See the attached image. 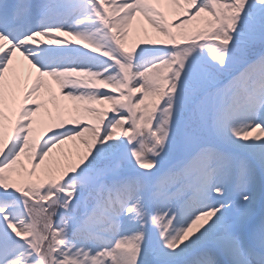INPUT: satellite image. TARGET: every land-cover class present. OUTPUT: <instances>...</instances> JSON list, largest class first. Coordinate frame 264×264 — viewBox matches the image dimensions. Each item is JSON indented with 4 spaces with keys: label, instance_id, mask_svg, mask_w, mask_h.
Instances as JSON below:
<instances>
[{
    "label": "snow or ice",
    "instance_id": "obj_1",
    "mask_svg": "<svg viewBox=\"0 0 264 264\" xmlns=\"http://www.w3.org/2000/svg\"><path fill=\"white\" fill-rule=\"evenodd\" d=\"M0 264H264V0H0Z\"/></svg>",
    "mask_w": 264,
    "mask_h": 264
},
{
    "label": "bare ground",
    "instance_id": "obj_2",
    "mask_svg": "<svg viewBox=\"0 0 264 264\" xmlns=\"http://www.w3.org/2000/svg\"><path fill=\"white\" fill-rule=\"evenodd\" d=\"M168 19L169 21H172L175 19V17L170 13L169 16H168ZM147 28V25L146 23L144 22H140L138 24L135 25V29H136V37L135 39H132L130 38L128 41H127V46L128 47H131L134 43H136L137 41L139 40H143V39H146L147 37H145L144 35V29ZM149 37L152 35L151 34V30H149V33H148ZM20 60L22 61V58H20ZM26 61L23 62V64L26 66ZM33 76L35 75V72L33 71ZM27 69L26 67L23 68L21 70V86L23 87L25 83H30V81L27 79ZM48 83L50 84V86L52 87L53 89V92L56 93L58 95V98H59V89H58V86L55 85L53 82L51 81H48ZM40 100L41 102L45 105L44 108L41 109V113L43 114L46 110H54L53 109V105L51 104L50 102V97L48 95H41L40 96ZM28 106H31V101H29V104ZM64 150L66 152H68L69 154H71L73 151H74V148L75 146L72 145V144H68V145H64L63 146ZM25 163H27V161H25Z\"/></svg>",
    "mask_w": 264,
    "mask_h": 264
}]
</instances>
